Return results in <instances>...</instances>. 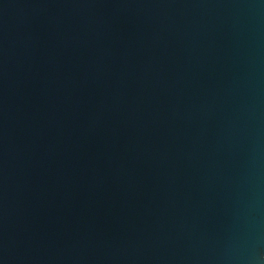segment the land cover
I'll use <instances>...</instances> for the list:
<instances>
[{
  "label": "water",
  "instance_id": "95a60500",
  "mask_svg": "<svg viewBox=\"0 0 264 264\" xmlns=\"http://www.w3.org/2000/svg\"><path fill=\"white\" fill-rule=\"evenodd\" d=\"M0 264H264V0H0Z\"/></svg>",
  "mask_w": 264,
  "mask_h": 264
}]
</instances>
